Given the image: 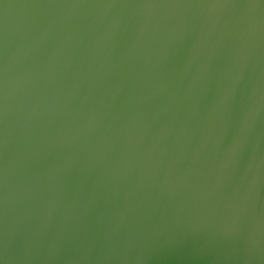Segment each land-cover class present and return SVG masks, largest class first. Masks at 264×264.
<instances>
[{"label":"water","instance_id":"obj_1","mask_svg":"<svg viewBox=\"0 0 264 264\" xmlns=\"http://www.w3.org/2000/svg\"><path fill=\"white\" fill-rule=\"evenodd\" d=\"M0 264H264V0H0Z\"/></svg>","mask_w":264,"mask_h":264}]
</instances>
